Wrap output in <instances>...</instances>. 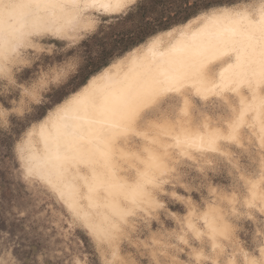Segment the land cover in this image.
I'll return each mask as SVG.
<instances>
[{
	"label": "snow or ice",
	"instance_id": "1",
	"mask_svg": "<svg viewBox=\"0 0 264 264\" xmlns=\"http://www.w3.org/2000/svg\"><path fill=\"white\" fill-rule=\"evenodd\" d=\"M134 3L135 0H115V3L110 0H0V58L3 60L0 63V131L7 129L10 117L39 120L48 108H54L57 114V120L51 125L57 145L64 141L71 146L82 140L79 133L82 125L76 122L93 123L98 116H118L123 130H134L132 135L138 144L127 156L120 154V160L130 158L138 162L130 178L120 176L119 161L111 143L101 142L94 149L83 144L75 149L74 159L85 164L84 174H77L82 191H78L77 178L65 179L67 169L62 165L57 179L49 181L46 195L52 203L60 202L68 220L81 230L82 241L78 245L86 246L77 252L81 259L72 258V264H81L83 252L92 256L83 264H100L97 250L105 257L103 264H264V0H245V7L231 10L208 11L214 8L212 0H198L191 5L205 13L201 20L215 19L217 12L226 19L235 18L223 30L232 50V55L224 61L233 69L232 95L227 98L213 95L210 100L201 96L197 100L200 112H196L188 94L183 92L180 77L159 69L146 68L142 75L110 92H101L92 86L82 89L78 80L87 71L88 53L79 47L65 52L64 62L47 72L36 73L32 69L31 73L25 72L16 78L8 70L11 63L25 62L18 49L32 47V38L46 34L67 36L73 32L76 35L71 40L75 41L81 32L96 31V22L86 15L87 10L124 12ZM61 18L65 23H58ZM159 43V38L154 39L149 50ZM205 71L211 74L214 68ZM107 78V74L100 77ZM241 85L246 86L243 93ZM209 111L215 125L204 116ZM162 135H170L169 147L176 149L174 153L161 151ZM6 168L0 160V178L7 179ZM29 177H35L34 183L41 178L30 166L25 175L26 179ZM194 184L200 196L189 200ZM165 185H169L167 191ZM205 187L209 190L207 203L212 211L198 213L197 201L201 208L205 204ZM161 200L169 206L177 205V212L185 211L183 206H187L190 216L195 213L197 222L203 220L201 227L206 233L197 229L192 219L173 217L186 225L175 237L182 246L171 244L169 234L157 233L159 239L154 238L148 259L117 257L114 243L129 226L127 217L139 216L142 226L148 227L156 209L164 208L161 215H170ZM114 202L122 205L118 220L109 219ZM4 208L0 203V210ZM16 214L24 215V207L18 206ZM3 219L0 213V221ZM61 219L67 226L68 220ZM241 221L247 225L243 235L247 237L248 231L254 233L243 247L235 239V226ZM135 223L133 220L132 224ZM14 235L10 230L0 234V251L4 256L0 264H66L63 255L35 238L33 242L43 249V255L31 258L32 253L23 251ZM205 235L208 242L203 239ZM90 237H95V246ZM10 245L16 249L11 255L8 254ZM108 255L113 259L108 260Z\"/></svg>",
	"mask_w": 264,
	"mask_h": 264
},
{
	"label": "rangeland",
	"instance_id": "2",
	"mask_svg": "<svg viewBox=\"0 0 264 264\" xmlns=\"http://www.w3.org/2000/svg\"><path fill=\"white\" fill-rule=\"evenodd\" d=\"M197 2L198 0H187V2L185 0H135L132 8L124 12L108 13L103 9H89L86 15H90L95 20V32L87 34L81 32L79 38L75 41L71 40V37L76 35L73 32H69L67 36L46 34L32 38V47L18 49L20 57L25 62L22 64L11 63L8 65V70L16 78L22 76L25 72L31 73L32 69H35L36 73L47 72L49 68H56L64 62L65 52H71L74 48L79 47L88 53L87 71L78 80L82 87L91 76L117 62L125 53L141 44H146L152 38L168 30L176 29L175 31H178L180 26L190 19L204 14V12L191 7ZM212 2L214 8L208 11L221 7L241 8L246 6L245 0H212ZM194 12L196 15H193ZM117 17L119 18L117 19ZM161 36L166 37L167 34ZM1 63H3L2 59ZM17 83H20L19 79H17ZM13 99L15 100V97ZM18 103L19 101H17ZM53 109H46L39 120H13L10 117L7 129L0 131V160L7 165L5 169L7 179L0 178V185H2L0 187V203L5 206L4 210H0V213L4 215V219L0 221V225H2L0 234L8 230L15 233L13 239L18 240L23 251L32 253L31 258L33 259L41 258L43 255V249L37 248L33 242L35 238L40 244H47L50 249L54 248L57 254L63 255L66 264H72V258L81 259V256L77 255L78 250L86 247L82 243L79 245L77 243L82 241L80 228L74 225L72 220H68L65 215L66 210H63L60 202H51V198L46 195V189L49 187L42 180L38 179L34 183L35 177L25 178L27 153L25 147L28 133L35 126H38V123ZM160 140H162V143L172 142L170 135H162ZM160 148L162 149V147ZM170 149L171 154L176 151L172 147ZM118 160L121 166H125H123L121 172L132 176L136 169L132 166L133 161L130 158L120 160V157H118ZM135 163L138 164V162ZM213 186H216L215 182H213ZM168 187L169 185H165L166 191ZM220 187H223V185H220ZM193 188L194 191L188 197L189 200H196V197L200 196V192L195 190L197 185L194 184ZM208 193L209 190L205 187V204L201 208L199 201H197L196 212H207L210 206L207 203ZM212 200L214 203L215 197ZM161 201L160 203H163L170 215H161L164 208L156 209V215L148 221V227L142 226L139 216L127 217L129 226L125 228L124 233L114 243L117 257H130L138 261L148 259L152 251L151 244L154 238L159 239L157 233L160 236H163L164 233L169 234L167 238L171 244H175L177 247L182 246L181 242L175 237L185 230L186 225H182L178 219H173V217L183 216L192 219L196 228L206 233V230L201 227L203 220L197 222L195 213L190 216L191 210H187V206H183L186 209L185 211L177 212V205L169 206L167 201ZM18 206L24 207V215L16 214ZM9 209L10 211H7ZM61 218L68 220L67 226ZM225 219L229 218L225 217ZM133 220L136 221L135 224H132ZM235 227L236 242L243 247L248 241L252 240L254 233L248 231L247 237L242 234V230L247 228L243 221L236 224ZM90 239L95 246V237H90ZM203 239L208 242L207 235ZM217 242L222 243L219 240ZM222 246L227 247L224 244ZM15 250V246L10 245L8 254L11 255ZM244 250L250 251L247 247H244ZM97 252L100 264H103L105 257L98 250ZM82 257L81 264L92 259L89 252H83ZM3 258V253L0 251V260H3ZM179 258L182 259L183 257ZM107 259L112 260L113 257L108 255Z\"/></svg>",
	"mask_w": 264,
	"mask_h": 264
},
{
	"label": "bare ground",
	"instance_id": "3",
	"mask_svg": "<svg viewBox=\"0 0 264 264\" xmlns=\"http://www.w3.org/2000/svg\"><path fill=\"white\" fill-rule=\"evenodd\" d=\"M110 2L115 3V0H110ZM219 9L231 10L233 8L225 7ZM107 12L116 13V11ZM204 15L190 19L180 26L181 29L179 28L180 30L178 29V31L172 29L161 33L146 44L127 53L117 62L91 76L88 82L82 86V89L92 86L98 91L110 92L120 88L125 82L142 75L146 68L177 74L180 77L182 90L187 94L191 90L194 94L209 96L216 92L217 84L223 89L231 88L233 86V69L228 64L223 66L219 82L205 70L210 65L232 55L230 44L223 30L226 27H230L232 20L235 18L226 19L220 15V12H217L215 19L201 20L200 17ZM58 23H65V19L61 18ZM6 26L5 24L3 27ZM162 34H167V36L162 37ZM156 38H159V46L150 51L149 46ZM104 74H107L109 78L100 79ZM242 86L245 85L240 87ZM61 103H64V101ZM56 120L57 114L55 109H53L38 123V126L29 131L30 133H28L26 138L25 171L27 173V169L30 166L34 174L41 177L40 180L48 187L49 181L57 179V172L61 165L67 169L64 174L66 180L71 181L77 178L78 173L84 174L85 164L78 163L74 159L77 155L75 149L78 144L94 149L101 142H110L117 159L121 153L127 156L131 150L129 149L130 136L134 130H123L119 126L120 120L118 116H98L96 117V122L93 123L77 121L76 123L82 125L79 133L83 136V139H78L71 146L64 141L57 145V142L53 139L51 125ZM171 143L160 142L161 151H167L171 154L169 147ZM123 166L119 163V174L122 178L128 179V174L121 172L125 167ZM132 166L137 168L138 164L133 162ZM78 183L77 178L78 191H82V189H79ZM210 211H212L211 206L207 212ZM121 212L122 205L114 202L112 209L109 210V219L118 220V214Z\"/></svg>",
	"mask_w": 264,
	"mask_h": 264
},
{
	"label": "crops",
	"instance_id": "4",
	"mask_svg": "<svg viewBox=\"0 0 264 264\" xmlns=\"http://www.w3.org/2000/svg\"><path fill=\"white\" fill-rule=\"evenodd\" d=\"M221 8H225V7H221ZM226 8H230V7H226ZM231 8L234 9V7H231ZM212 11H213V10H212ZM204 14H205V13H204ZM201 15H202V14H201ZM199 16H200V15H199ZM197 17H198V16H197ZM194 18H195V17H194ZM181 26H182V25H181ZM141 45H143V44H141ZM141 45H140V46H141ZM140 46H138V47H140ZM138 47H136V48H138ZM136 48H134V49H136ZM134 49H133V50H134ZM133 50H131V51H133ZM131 51H130V52H131ZM127 53H129V52H127ZM127 53H125V55H127ZM123 57H124V56H123ZM123 57H121V58H123ZM228 58H229V57H228ZM228 58H226V59H224V60H221V61H219V62H216V63L210 65V67L214 68V71H213L211 74H212V76L214 77V79H216V81H218V82H219V80H221V79H220V72H221L223 66L226 64V63H224V61L228 60ZM88 80H89V79H88ZM88 80H87V82H88ZM85 84H86V83H85ZM231 88H232V87H231ZM231 88H225V89H223V88L220 87V85L217 84L216 89H215L216 92H215L214 94H211V95L207 96V97L209 98V100L212 98L213 95H225L226 98H227V97H230V96L232 95V93H231V91H230ZM245 88H246V86H242V87H240V91H241V93H243V92L245 91ZM189 91H190V92H189L188 96H189V98H190V100H191V103H192V105L194 106L196 112H200V111H202L201 108H200V105L197 104V100H199L201 96L198 95V94H194V92L191 91V90H189ZM204 103L207 104L208 101H204ZM204 116H207V117L209 118V121H210V123H211L212 125H215V124H216L215 118H214V116H213V114H212L211 111L204 113ZM201 118H202V117H201ZM195 122H196V115L194 114V115H193V125H194V126H195ZM213 123H214V124H213ZM130 137H131V139H130V146H129L130 148H129V149L134 150V148H135L136 145L138 144V140H137V138L134 137L133 135H131ZM134 139H135V140H134ZM160 139H161V138H160ZM160 142L162 143V140H161ZM169 143H170V142H169ZM127 174H128V173H127ZM128 176H129V178L131 177V175H129V174H128ZM209 207H210V206H209ZM208 209H209V208H208Z\"/></svg>",
	"mask_w": 264,
	"mask_h": 264
}]
</instances>
